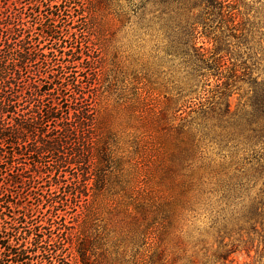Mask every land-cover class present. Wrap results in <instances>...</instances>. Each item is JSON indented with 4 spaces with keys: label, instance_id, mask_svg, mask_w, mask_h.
<instances>
[{
    "label": "rangeland",
    "instance_id": "obj_1",
    "mask_svg": "<svg viewBox=\"0 0 264 264\" xmlns=\"http://www.w3.org/2000/svg\"><path fill=\"white\" fill-rule=\"evenodd\" d=\"M71 1L80 15L78 37L93 60L95 120L79 136L91 148L87 171L94 172L80 183L87 197L68 200L58 213L67 231L62 264H264V175L252 178L254 154L236 140L264 101V0H217L243 34L234 38L239 32L231 34L216 15L209 17L226 43L221 80L189 76L190 68L200 69L191 65L200 66L196 52L189 50L186 59L169 49L162 27L171 22L174 5L166 0H93L87 14L85 0ZM194 43L211 47L203 37ZM5 53L0 65L12 62ZM203 86L214 97L204 124L216 140L202 141L187 167L180 96ZM99 146L107 152L103 167L94 165ZM229 189L225 216L216 214L220 191ZM11 190L18 198L20 189ZM199 190L211 208L204 198L194 213H183ZM46 191L43 184L20 191L26 195L20 207L34 205Z\"/></svg>",
    "mask_w": 264,
    "mask_h": 264
},
{
    "label": "trees",
    "instance_id": "obj_2",
    "mask_svg": "<svg viewBox=\"0 0 264 264\" xmlns=\"http://www.w3.org/2000/svg\"><path fill=\"white\" fill-rule=\"evenodd\" d=\"M166 3L174 5L171 22L162 27L169 49L186 59L190 58L189 50L196 52L200 66L191 65L203 73L190 68L189 76L197 73L203 80L209 76L221 80L226 43L216 34L209 17L216 15L221 27L231 34L239 32L234 38L242 37V29L234 24L228 7L217 0ZM84 4V13L92 11L93 0ZM75 8L71 0H16L11 4L0 0V55L5 51L4 57L12 60L0 65V264H62L60 250L67 231L60 226L58 213L68 200L78 195L87 197L80 183L87 182L94 171H87L91 148L84 145V139L81 141L79 131L85 137L84 132L89 133L87 128L95 120L92 100L96 87L90 71L93 60L78 37L80 15ZM198 37L211 47L196 48ZM42 44L49 46L47 53ZM205 87L180 96L185 115L178 118V127L187 139L183 158L187 167L196 160L202 141L216 140L209 137L204 124L215 109L213 93ZM239 138L254 154L249 162L255 163L252 178L256 180L264 175V101L236 134V140ZM106 155V149L99 146L95 167L108 162ZM32 184H43L45 195L32 206L20 207L18 200L26 196L20 191L27 192ZM12 188L20 189L18 198ZM220 192L216 214L225 216L223 209L228 207L231 191ZM204 196L199 190L183 204L182 212L194 213L206 199L205 206L211 208V201ZM251 214L257 215L256 207ZM228 254L225 251L220 256L226 260Z\"/></svg>",
    "mask_w": 264,
    "mask_h": 264
}]
</instances>
